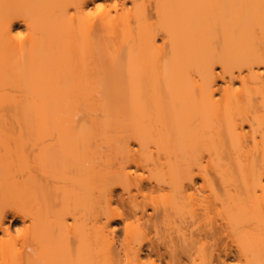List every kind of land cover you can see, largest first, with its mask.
<instances>
[{"label":"bare ground","instance_id":"obj_1","mask_svg":"<svg viewBox=\"0 0 264 264\" xmlns=\"http://www.w3.org/2000/svg\"><path fill=\"white\" fill-rule=\"evenodd\" d=\"M233 259L264 264V0H0V264Z\"/></svg>","mask_w":264,"mask_h":264},{"label":"rangeland","instance_id":"obj_2","mask_svg":"<svg viewBox=\"0 0 264 264\" xmlns=\"http://www.w3.org/2000/svg\"><path fill=\"white\" fill-rule=\"evenodd\" d=\"M94 5H95V2H93V3L90 4V6H92V7ZM18 29H20L21 31L25 32L26 31V25L25 24H19L18 25ZM14 146H15V144H11V147H14ZM7 149L8 148L6 146H4V147H2L1 151L2 152H5V151H7ZM33 149L34 148H33L32 145H27L26 148H25L26 152L29 153V154H31L33 152ZM148 174H150V172L148 170H141V173H138V175H148ZM198 182H203V180L202 179H198ZM221 186H222V184H221L220 180L218 178H216V177H213V179H212L209 187H207L205 190L201 191V194H204L205 196H210L212 198V197H214L213 190L214 189L215 190H220L221 189ZM118 191H120V190H118ZM167 192H168L167 189L165 191L164 190L159 191V192L155 191V193H152L150 196H152V197L153 196L154 197L157 196L159 199H161L160 197L162 195H164L162 197H163V199H165L164 197H166V195L168 194ZM193 195L200 196V195H197L196 192ZM7 223L10 226L9 230L11 232V235H13V236L18 235L17 232H16L17 229L24 230V225L22 224V221H20V220H15V221H12V222H10V220H9V221H7ZM118 223H119L118 225H120V227L123 226V223L122 222H118ZM122 232L123 231H122V228H121L120 231H119V233H122ZM148 235H151V237L153 236L152 238H156L157 239L158 238V235H160V233H158L155 230H153V233L151 232V234H148ZM232 261H234V262H232ZM232 261L229 262V263L230 264H236V263L237 264L238 263L239 264H243L244 263V260L242 262V260L239 261V259H235V260L233 259Z\"/></svg>","mask_w":264,"mask_h":264},{"label":"snow or ice","instance_id":"obj_3","mask_svg":"<svg viewBox=\"0 0 264 264\" xmlns=\"http://www.w3.org/2000/svg\"><path fill=\"white\" fill-rule=\"evenodd\" d=\"M104 5L103 4H98V5H96V11L97 12H100V11H102L103 9H104ZM113 7H116V5H113ZM145 8H147V5H145L144 6ZM157 7V9H159V5H157L156 6ZM93 13H89V15H92ZM153 23H156V21H153ZM166 31V30H165ZM17 36L19 37V39H21V40H24V38H25V34H24V32L23 31H21V32H19V33H17ZM165 46L167 45V43H168V41H167V38H165ZM23 230L22 229H17L16 230V232H17V234H20L21 232H22ZM26 264H32V262L31 261H28V262H26Z\"/></svg>","mask_w":264,"mask_h":264}]
</instances>
